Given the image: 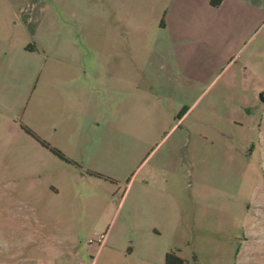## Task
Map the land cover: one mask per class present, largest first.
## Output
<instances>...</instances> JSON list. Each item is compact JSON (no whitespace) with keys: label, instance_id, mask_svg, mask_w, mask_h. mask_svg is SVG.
<instances>
[{"label":"rangeland","instance_id":"374dc122","mask_svg":"<svg viewBox=\"0 0 264 264\" xmlns=\"http://www.w3.org/2000/svg\"><path fill=\"white\" fill-rule=\"evenodd\" d=\"M246 3L0 0V264H264V0ZM148 171L174 196L158 232Z\"/></svg>","mask_w":264,"mask_h":264},{"label":"crops","instance_id":"0c3cea01","mask_svg":"<svg viewBox=\"0 0 264 264\" xmlns=\"http://www.w3.org/2000/svg\"><path fill=\"white\" fill-rule=\"evenodd\" d=\"M201 1L205 6H208L209 8H215V9L219 8L222 4H223V6L228 5L232 9H238L239 7H242L243 5H246L248 8H251V6L249 4H247V3L245 4V0H201ZM211 1L212 2L214 1L215 3L212 4ZM159 25L162 26L163 23L159 22ZM28 50H30V49H28ZM80 167L81 166L77 164V168H80ZM82 170H84V171L82 174H78L79 177H82V175L87 176V177H91L93 175L88 174L87 172L95 173V172L90 171V170L85 169V168H82ZM168 171H171V174H173L174 164H172L171 168L166 169V172H168ZM137 182H138L137 184L139 186V188H137V191H138L139 195H142L144 197V199L141 202L142 206L147 211L150 212V216H151V214L153 215V219L151 220L152 221L151 228H152V230H154V232H158L156 227H155V224H157V225L161 224V222L158 221L157 216L159 214H161L159 208H161L162 211L164 208V204L160 199L164 198V197L166 198L167 208L171 211V210H173L174 196L168 187L167 188L163 187L166 180L163 176L162 171H157V173L156 172L154 173V171H153V174L149 173V171H148V173L144 172L141 174V176L137 180ZM169 183L172 185L173 181L171 180V182H169ZM144 190H145V193L143 194L142 191L144 192ZM158 200H160V202ZM174 209H175V207H174ZM167 216H168L167 217L168 221H170L172 214H169ZM107 231H108V229H107ZM107 237H108V232H107ZM4 264H14V263L7 262Z\"/></svg>","mask_w":264,"mask_h":264},{"label":"trees","instance_id":"16d2710c","mask_svg":"<svg viewBox=\"0 0 264 264\" xmlns=\"http://www.w3.org/2000/svg\"><path fill=\"white\" fill-rule=\"evenodd\" d=\"M212 4H214L215 2L211 1ZM176 117H178V115L176 114ZM55 154H57L58 156H60V154H58L56 151L52 150ZM66 160V162L72 163L70 160L68 159H64ZM88 174H92V175H97V173H89ZM162 264H182L181 259L175 254L173 253V251H166L163 253L162 256Z\"/></svg>","mask_w":264,"mask_h":264},{"label":"water","instance_id":"95a60500","mask_svg":"<svg viewBox=\"0 0 264 264\" xmlns=\"http://www.w3.org/2000/svg\"><path fill=\"white\" fill-rule=\"evenodd\" d=\"M259 99L263 102V99H262V97L261 96H259Z\"/></svg>","mask_w":264,"mask_h":264},{"label":"built area","instance_id":"2783aa9c","mask_svg":"<svg viewBox=\"0 0 264 264\" xmlns=\"http://www.w3.org/2000/svg\"><path fill=\"white\" fill-rule=\"evenodd\" d=\"M99 238H100V235H99Z\"/></svg>","mask_w":264,"mask_h":264}]
</instances>
